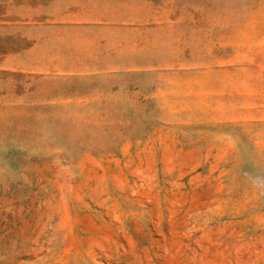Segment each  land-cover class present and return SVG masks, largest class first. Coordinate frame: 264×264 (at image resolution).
Instances as JSON below:
<instances>
[{
    "label": "rangeland",
    "instance_id": "374dc122",
    "mask_svg": "<svg viewBox=\"0 0 264 264\" xmlns=\"http://www.w3.org/2000/svg\"><path fill=\"white\" fill-rule=\"evenodd\" d=\"M0 264H264V0H0Z\"/></svg>",
    "mask_w": 264,
    "mask_h": 264
}]
</instances>
